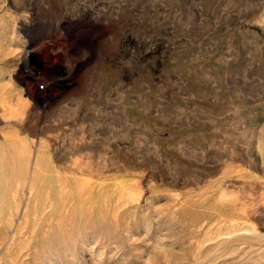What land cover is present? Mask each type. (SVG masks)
Here are the masks:
<instances>
[{"label":"rangeland","instance_id":"rangeland-1","mask_svg":"<svg viewBox=\"0 0 264 264\" xmlns=\"http://www.w3.org/2000/svg\"><path fill=\"white\" fill-rule=\"evenodd\" d=\"M0 264H264V0H0Z\"/></svg>","mask_w":264,"mask_h":264},{"label":"bare ground","instance_id":"bare-ground-1","mask_svg":"<svg viewBox=\"0 0 264 264\" xmlns=\"http://www.w3.org/2000/svg\"><path fill=\"white\" fill-rule=\"evenodd\" d=\"M24 62L26 65H28L29 59H25Z\"/></svg>","mask_w":264,"mask_h":264},{"label":"built area","instance_id":"built-area-1","mask_svg":"<svg viewBox=\"0 0 264 264\" xmlns=\"http://www.w3.org/2000/svg\"><path fill=\"white\" fill-rule=\"evenodd\" d=\"M39 88L43 89V88H44V86H43V85H39Z\"/></svg>","mask_w":264,"mask_h":264}]
</instances>
